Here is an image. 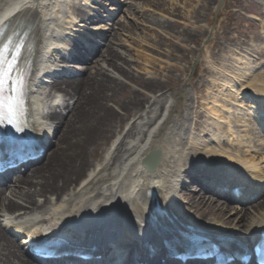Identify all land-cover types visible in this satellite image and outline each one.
I'll return each mask as SVG.
<instances>
[{"label":"bare ground","instance_id":"6f19581e","mask_svg":"<svg viewBox=\"0 0 264 264\" xmlns=\"http://www.w3.org/2000/svg\"><path fill=\"white\" fill-rule=\"evenodd\" d=\"M89 1L0 0V26L28 36L24 56L31 63L30 129L39 141L56 137L54 144L46 145L47 157L39 167L20 175L14 184L0 187L5 189L0 191V264H38L29 259L27 249L31 242L47 236L44 231L59 234L66 242L101 249V262L89 264H110L124 257L125 264H131L141 243L148 240L160 251L163 247L159 231L169 234V230H186L187 225L215 236L230 230L249 241L256 240L264 227V196L255 205L237 208L221 197L215 198L218 192L213 185L225 187L240 182L248 196L258 194L263 187L256 184L264 181V140L250 129L246 114L232 107V100L239 99L242 90H251L260 99L256 100L258 112H264V65H253L236 48L224 49L228 53L219 57L223 64L218 70L211 66L216 58L204 61L200 70L205 77L216 70L222 77L227 71L226 76L233 78L232 82H217L219 85L212 91L226 87L231 94L222 100V106L218 100L222 98L218 97L204 111L200 100L196 110L195 98L189 91H163L166 81L149 71L156 61L154 57L138 56L146 62L138 75L134 67L126 64L128 57L120 50L126 46L120 44L116 34L100 52L92 47L96 43L89 40L90 34L84 28L99 14L89 11ZM100 1L103 0H95ZM115 1L126 4L119 9L126 14L132 9L139 11L146 3ZM150 1L160 11L168 5L169 13L162 12L166 15L178 12V2L169 5L168 0ZM195 1L208 12L217 0H183V5L188 7ZM199 11L192 9L185 18H198ZM143 17L158 29L171 30L172 25L165 20L168 17L150 18L145 13ZM142 18L141 24L145 22ZM114 26L121 33L132 31L124 21H114L111 30ZM93 29L101 36L107 24ZM261 32L264 41V27ZM176 38L186 44L195 37L180 31ZM100 39L102 43L104 38ZM160 43L155 41L148 47L172 59L173 49L167 53ZM81 45L92 61L80 66L85 72L77 75L72 70L77 65L67 60L88 62L82 55L78 58ZM250 45L253 48L249 50L262 53L259 44ZM164 63L174 66L167 60ZM170 77L167 75L168 80H172ZM197 78L196 91L202 93L204 78ZM55 90L62 91L68 99L52 96ZM178 94H183L186 101L176 110L173 98ZM71 99L73 103H69ZM111 102L115 106L109 105ZM65 110H69L66 115ZM172 110L177 112L176 118L171 117ZM106 145L109 147L103 151ZM150 153L153 168L146 170L143 160ZM187 175L191 176L189 184L184 180ZM196 184L202 186V194L194 192ZM149 190L156 192L163 215L154 211L151 197L147 196ZM93 222L95 226L90 225ZM153 226L158 227V232ZM72 258L56 264H70Z\"/></svg>","mask_w":264,"mask_h":264},{"label":"rangeland","instance_id":"374dc122","mask_svg":"<svg viewBox=\"0 0 264 264\" xmlns=\"http://www.w3.org/2000/svg\"><path fill=\"white\" fill-rule=\"evenodd\" d=\"M107 1L109 0H103L102 2ZM135 1L140 3L146 2V5L144 3L141 4L143 8H140L139 11H136V9H132V14H126L124 11L123 13L118 14L116 19V21L120 20L121 23L123 21L125 23H129L130 27H132V31H123L121 33V31L118 30V27L116 26L115 29H112V31H110L112 35L108 34V42H110V40L113 39V35L116 34V39L120 40V44H124L126 46L120 49L128 57V59H126V64L134 67V69L138 71L136 72L138 75L139 72L142 71V68H144L143 65L146 63L145 60L142 61L141 59H138V56L140 55L144 58H149V56L154 57V60L156 61L152 63V67L149 68V71L155 73L153 74V76H157L160 80L166 81L167 85L166 87H164L163 91H169V93H171L173 90L176 91L178 88H183L184 90L189 91L191 93V96L193 94L195 98L194 102L196 105V110L198 107L197 105H199L198 102H200V100L203 101L202 108H204V111L208 105H211L209 104V102L213 103V100L217 99L218 97L222 98H218L220 102L219 105L222 106V100H225V97L228 98V94H231L230 90H228L226 87L224 88L225 90L216 88V90L214 89L212 91V88L216 84L230 82L229 77L226 76L227 71H224L225 75L223 74V77L216 73V70H218L223 64L222 60H219V57L221 56L222 58L224 56H227L225 54L228 53V51H224V49L236 48L239 51H244L243 49L253 48L250 44H260V48H262V50L264 49V41H262L260 37L261 30L264 27V16L261 13L264 9V0H217L216 3H214V5L210 7L211 11H209L208 9V12L205 11L206 9L204 10V8L200 7V3L197 1H195L193 5L187 7L183 5V0H176V2L175 0H168L166 1V3L169 5H173L174 3L178 2L177 5L174 4L177 6L178 12L174 13L175 15L173 16L164 14L169 13V11L166 9L168 5L163 11H160L156 10V7L153 4L150 5V0ZM89 2L92 5L94 4L93 1ZM111 6L115 7L116 5L115 3H111L110 1L106 7ZM192 9L200 10L201 15L198 14V16L200 17L191 18V16H189V18L187 16L188 18H185V14H188V12ZM143 13L147 14L148 17L150 16V18L151 16L160 18L161 15L164 17H168L169 19L165 20L169 21L170 25H172L170 27L173 31H171L170 29L161 30L157 27H154L153 25H151V23H149L148 18H142ZM179 13H183L184 16L182 14L179 15ZM139 18H142L143 20H145V22L141 24V20H139ZM199 19L202 21L199 23L196 22L197 20L199 21ZM98 22L94 21L88 26H95V24H98ZM78 28L83 29L82 27ZM86 31L91 33V30L86 29ZM180 31L190 32L194 35L195 38L190 40L189 43L182 44L176 38V34ZM154 40L156 42L160 41V45L163 47V49H167V53H170L172 51L171 49H173L172 52L175 54V56L172 57V59H169L168 57H162L158 55L155 50L148 47V45L155 43ZM234 42L245 45L243 46V48H241ZM140 43L142 44L140 45ZM161 51L163 52V50ZM155 54H157L158 56ZM230 54L233 57H239L235 53ZM242 54L248 56L252 64L254 63L253 65H258L262 62L264 63V52L258 54L250 50L249 53L243 52ZM210 56H212V58H210ZM211 59L216 60V62H211V66H213L212 68H216V70L211 74L210 77H205L200 70V66L204 61ZM138 60L142 61L141 64H137ZM158 60H161V62H157ZM166 60L171 64H174V66L169 67L164 63V61ZM228 73L231 74V72ZM167 75L171 76L170 78L172 80L169 79L170 82L167 78ZM198 76L204 78V80L201 81V83L203 84V87L201 88L202 93L200 91H196V83L199 81L197 78ZM175 80H180V82L177 83ZM131 84L133 85V83ZM135 86H137V84H135ZM52 93L56 95L58 91H53ZM59 93L63 98L65 97L64 93ZM185 101L186 100L183 98V94H178L177 96H175L173 98L174 109L178 110L181 107H184ZM229 103L231 104V101H229ZM232 103L237 104L238 102L232 100ZM109 105L115 106V103L111 102L109 103ZM173 110L170 115L171 117L176 118L177 112H174ZM206 112L208 113L207 110ZM209 116L211 117V114H209ZM238 124L241 125L242 123L239 122ZM249 127L251 129L250 124ZM243 129L244 128L240 130ZM108 147L109 145H106L102 147V150L104 151L108 149ZM194 189V192H200L196 187Z\"/></svg>","mask_w":264,"mask_h":264},{"label":"snow or ice","instance_id":"6c2138e0","mask_svg":"<svg viewBox=\"0 0 264 264\" xmlns=\"http://www.w3.org/2000/svg\"><path fill=\"white\" fill-rule=\"evenodd\" d=\"M6 71V66L0 65V121L10 118L14 113V109L10 108V102L6 101L4 97L5 84L3 78Z\"/></svg>","mask_w":264,"mask_h":264},{"label":"water","instance_id":"95a60500","mask_svg":"<svg viewBox=\"0 0 264 264\" xmlns=\"http://www.w3.org/2000/svg\"><path fill=\"white\" fill-rule=\"evenodd\" d=\"M151 154H152V153H151ZM151 154H150V155H151Z\"/></svg>","mask_w":264,"mask_h":264}]
</instances>
